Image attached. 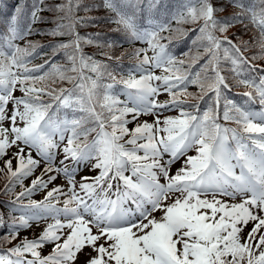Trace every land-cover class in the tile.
Segmentation results:
<instances>
[{"label": "snow or ice", "instance_id": "snow-or-ice-1", "mask_svg": "<svg viewBox=\"0 0 264 264\" xmlns=\"http://www.w3.org/2000/svg\"><path fill=\"white\" fill-rule=\"evenodd\" d=\"M12 7L0 13V264H264V0ZM104 21L143 46L117 55V40L81 34ZM237 25L247 40L227 35ZM172 33L194 34L196 54L177 58Z\"/></svg>", "mask_w": 264, "mask_h": 264}, {"label": "trees", "instance_id": "trees-1", "mask_svg": "<svg viewBox=\"0 0 264 264\" xmlns=\"http://www.w3.org/2000/svg\"><path fill=\"white\" fill-rule=\"evenodd\" d=\"M27 2L29 5H31L33 0H27ZM16 3H19L20 5H24L25 0H0V13H11L13 11L12 6ZM3 19H5V17L3 15H0V27H2V25H3V21H4ZM172 27H176V25L173 24ZM183 27L185 29H190L193 26L192 25H184ZM239 28H240L239 25L234 26L230 29L229 32L231 34L236 33V32H240ZM92 31H93L92 28L87 27L86 29L82 30L81 34L86 35ZM94 32H96V31H94ZM164 35L167 36V35H169V33L165 32ZM250 35H251V32L246 33V37H249ZM171 36L173 39L172 51L177 56V58H181L182 53H185V52H190V55L196 54L197 47L193 46V43H192L193 40L196 39V36L194 34L190 35L188 37H183V36H180L178 34L172 33ZM31 39H33L34 41H38L40 44H47L48 43V40H46V41L44 40V39H48V38H45V37L39 36V35L31 37ZM97 52H98V50H97ZM50 54H51V49H44L42 52H40L39 55H37L35 57V59H33L31 61V63L29 64V67H33L35 65L43 64L44 60L49 58ZM97 57H100L101 59H103V57H101L99 55H97ZM57 61H58V58L54 62L58 63ZM40 86H42V84ZM53 86H55V85H53ZM64 86H67V85L65 84ZM190 91L194 92V91H196V89H193ZM5 182H6L5 177L0 175V188L3 187ZM16 190L20 191V188L17 187ZM10 198H11L10 196H5L2 193H0V201H5V200H8ZM0 211L7 213L9 211L8 206L7 205H0ZM2 235H3V233L0 232V236H2ZM5 245H7V244H0V246H3V247Z\"/></svg>", "mask_w": 264, "mask_h": 264}, {"label": "rangeland", "instance_id": "rangeland-1", "mask_svg": "<svg viewBox=\"0 0 264 264\" xmlns=\"http://www.w3.org/2000/svg\"><path fill=\"white\" fill-rule=\"evenodd\" d=\"M167 98V97H166ZM160 99L161 100H163V99H165V96H161L160 97ZM167 114H174V113H167ZM84 171V170H83ZM81 172V174L80 175H85L86 174V172ZM79 178H80V176H77V180H79ZM59 182L61 183V184H63L64 183V181H63V178H61V179H59ZM42 226V225H41ZM34 228L37 230V229H40V227H36V226H34Z\"/></svg>", "mask_w": 264, "mask_h": 264}]
</instances>
